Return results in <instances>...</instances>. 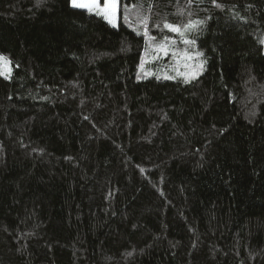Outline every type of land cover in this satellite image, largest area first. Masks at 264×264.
I'll use <instances>...</instances> for the list:
<instances>
[{"label":"trees","instance_id":"trees-1","mask_svg":"<svg viewBox=\"0 0 264 264\" xmlns=\"http://www.w3.org/2000/svg\"><path fill=\"white\" fill-rule=\"evenodd\" d=\"M217 3L0 0V264H264V0Z\"/></svg>","mask_w":264,"mask_h":264},{"label":"snow or ice","instance_id":"snow-or-ice-1","mask_svg":"<svg viewBox=\"0 0 264 264\" xmlns=\"http://www.w3.org/2000/svg\"><path fill=\"white\" fill-rule=\"evenodd\" d=\"M118 2L119 0H103V2H101V0H70V5L73 8L82 9L84 11H87L89 14H95L97 16H101L109 24L115 27L116 26L115 20H116L117 10H118ZM189 2L191 3V0H189ZM212 3L217 8L222 7V5L217 3V0H212ZM144 22L146 24V21ZM193 27H195V25L192 23L184 25L183 29L177 25H173L167 22L164 23V28L168 29L171 32L178 33L181 37L184 36V32L186 30L192 29ZM145 35H147V33H145ZM149 39L154 40L155 38L149 37ZM167 40L168 38L166 37L165 42H162L157 47V50L159 52H162L164 55L168 54ZM183 43H185L186 45H194L195 41L183 39ZM202 55L203 53L201 52L195 53L196 57H200ZM192 58L193 57L191 53H185V59L190 60ZM11 63L12 62L8 59V57L4 56L3 54H0V68H6L7 66L11 65ZM195 68L196 70L190 74V77L185 79V83L190 82V79H195L200 74V72L203 71L204 61H201L198 65L195 66ZM0 75H3L7 79L10 76V70L7 72L0 71ZM137 78L138 79L140 78L139 75ZM165 78H170V77H165Z\"/></svg>","mask_w":264,"mask_h":264},{"label":"rangeland","instance_id":"rangeland-1","mask_svg":"<svg viewBox=\"0 0 264 264\" xmlns=\"http://www.w3.org/2000/svg\"><path fill=\"white\" fill-rule=\"evenodd\" d=\"M101 2H103V0H101ZM120 11H121V7H120V0H119L115 24L118 25L119 21L121 20L122 22L126 23L127 25H130V20L128 18L129 9L124 8L122 13ZM99 17H101V16H99ZM157 47L153 48V50L150 51L147 56H142L141 61H140V65L138 68L137 76L139 75V77H142V76H148L150 74H154L151 72H152V70H155V69L157 70L159 68V64L161 63V59H162L161 57H167V56L169 57V54L172 53V48L169 47V45H168V54L167 55H164L162 52H159L157 50ZM195 53L196 52L191 53L192 57L194 56ZM173 56L176 59V56H177L176 53ZM178 59H179L178 62L179 63L181 62L182 65L179 64V66L175 70L171 69L169 73L167 72V74L164 76V78L170 77L167 79H174V78H177L181 73L184 75L190 76V74L196 70L195 66L198 64L191 63L192 59H190V60L185 59V55H181ZM194 61L197 62L196 60H194ZM1 69L5 72L10 70V74H11V67L10 66H7L6 68H1ZM1 69H0V71H2Z\"/></svg>","mask_w":264,"mask_h":264}]
</instances>
